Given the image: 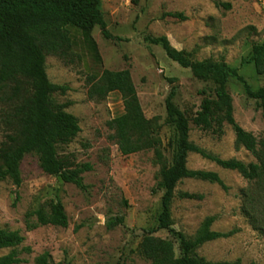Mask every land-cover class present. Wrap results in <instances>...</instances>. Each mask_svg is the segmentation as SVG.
Segmentation results:
<instances>
[{
	"label": "rangeland",
	"instance_id": "obj_1",
	"mask_svg": "<svg viewBox=\"0 0 264 264\" xmlns=\"http://www.w3.org/2000/svg\"><path fill=\"white\" fill-rule=\"evenodd\" d=\"M219 1L230 8H217L211 0H102L101 10L112 38H105L99 27L90 35L71 29L73 53L66 58L47 57L49 80L70 89L54 99L69 104L67 112L77 117L81 127L71 144L59 148V156L75 165L90 164L93 170L84 175L88 190L82 191L46 174L38 157L28 155L22 163V185L0 184V228L25 238L16 249H0V259L16 251L20 264H151L140 256L138 248L147 232L156 229L161 213L160 166L152 151L121 154L109 122L124 114L122 96L112 93L106 100H91L89 80L105 70H130L145 117L158 119L163 153L171 163L175 130L167 122L166 99L176 88V105L193 119L203 99L215 97V86L196 79L191 70L170 60L162 47L147 42V37L166 36L174 48L186 51L193 60L224 61L238 69L254 91L264 87V75L257 74L254 65L243 63L253 47L264 41V0ZM168 13H182L187 19L165 17ZM170 79L176 83L171 84ZM228 91L236 122L259 142L264 141V115L258 101L248 97L236 78L230 79ZM7 111L8 107L0 104V144L8 131ZM190 127V141L205 151L223 160L257 163L252 153L236 150V137L228 124L221 138L193 122ZM188 168L219 174L228 191L217 184L184 180L176 194L188 192L202 199L176 196L172 229L194 238L204 220L214 217V231L237 233L205 244L197 250L200 257L209 262L264 264V192L259 184L196 153L189 155ZM59 202L68 225L44 226L33 215L44 204L57 212ZM244 209L259 219L258 225ZM117 219H123L122 224L109 229L108 222ZM155 236L172 240L176 255L181 256L172 231L161 230Z\"/></svg>",
	"mask_w": 264,
	"mask_h": 264
},
{
	"label": "trees",
	"instance_id": "obj_2",
	"mask_svg": "<svg viewBox=\"0 0 264 264\" xmlns=\"http://www.w3.org/2000/svg\"><path fill=\"white\" fill-rule=\"evenodd\" d=\"M217 8H230L219 0H211ZM102 0H0V104L6 105V125L8 131L0 144V184L11 182L20 187L23 183L22 163L28 155L39 159L41 169L48 175L59 178L63 183L75 185L87 191L84 175L93 170L90 164L75 165L59 156V148L71 144L80 134L79 120L67 112L69 104H58L54 96L66 95L68 86L53 84L48 77L46 61L49 55L66 58L73 53L74 41L70 30L90 35L96 27L105 38L111 39ZM185 21L182 13H168ZM146 41L160 46L167 57L184 69L191 70L196 79L210 82L215 86V97H205L200 110L189 119L175 103L176 88L166 99L167 122L175 130L172 142V162L165 158L163 142L159 135L158 119H147L143 112L137 88L130 70H105L101 76L89 80V98L103 101L112 93H119L124 103V114L109 122L114 131L123 156L143 151H152L155 164L160 166L158 189L162 191V207L156 229L149 230L139 245L141 257L151 264H242L241 262H209L197 254V250L207 243L233 237L237 230L228 233L212 229L214 217L206 218L194 238L172 229V205L176 196L182 200H200L202 196L181 192L176 189L184 180H197L219 185L228 191L219 174L215 172L190 170L188 157L191 153L216 163L225 170L238 172L244 179L257 182L264 192V141L245 131L234 117L233 99L228 91L231 78L238 79L249 98L258 101L264 115V87L254 91L239 75L238 69L224 61L207 59L193 60L186 51L173 47L166 36ZM254 65L257 74L264 75V41L253 47L251 55L243 61ZM175 84V79H170ZM221 138L224 125L232 127L236 140V150L245 149L257 159L255 164H245L239 160H223L190 141V123ZM248 197V196H247ZM253 202V200H251ZM255 225L259 219L250 209H244ZM44 226L68 225V216L59 202V210L52 212L49 204L33 211ZM123 219L111 220L108 228L114 229ZM161 230L172 231L179 241L181 256L178 257L172 240L156 237ZM25 238L19 232L0 228V249H16ZM16 251L0 259V264H20ZM256 264V263H252Z\"/></svg>",
	"mask_w": 264,
	"mask_h": 264
}]
</instances>
